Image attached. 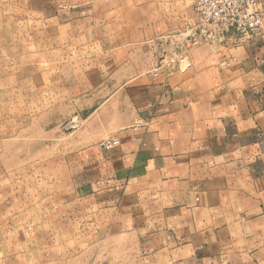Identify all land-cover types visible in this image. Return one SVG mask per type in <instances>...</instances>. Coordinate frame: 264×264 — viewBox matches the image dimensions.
<instances>
[{"label":"crops","instance_id":"1","mask_svg":"<svg viewBox=\"0 0 264 264\" xmlns=\"http://www.w3.org/2000/svg\"><path fill=\"white\" fill-rule=\"evenodd\" d=\"M0 13L55 81L52 127L10 134L1 169L0 220L38 264H264V36L175 47L193 0Z\"/></svg>","mask_w":264,"mask_h":264},{"label":"rangeland","instance_id":"2","mask_svg":"<svg viewBox=\"0 0 264 264\" xmlns=\"http://www.w3.org/2000/svg\"><path fill=\"white\" fill-rule=\"evenodd\" d=\"M10 20L0 13V182L4 181L1 169L5 168L6 138H10V134L35 132L38 127L50 129L52 124L47 120L44 125H36L37 116L47 114L54 103L55 81L51 70H43V65L39 67L36 61L20 59L27 49L20 43L15 21ZM7 22L13 27H8L6 35L4 26ZM5 35L13 38L6 43ZM29 47V53H34V47ZM60 106L61 117L71 111L68 102L62 101ZM18 226L15 222L0 220V264H38L41 256L31 249V245L21 244Z\"/></svg>","mask_w":264,"mask_h":264},{"label":"built area","instance_id":"3","mask_svg":"<svg viewBox=\"0 0 264 264\" xmlns=\"http://www.w3.org/2000/svg\"><path fill=\"white\" fill-rule=\"evenodd\" d=\"M193 11L195 20L177 33L180 36L175 40L177 48L200 44L221 48L264 36L261 0H193ZM164 59L165 55L162 61ZM174 65L175 59L170 57L167 66ZM154 75H158V70ZM119 143L118 139H110L104 146L113 148Z\"/></svg>","mask_w":264,"mask_h":264}]
</instances>
